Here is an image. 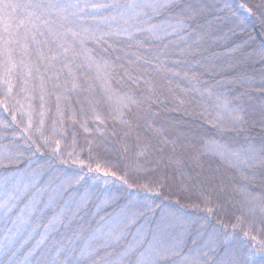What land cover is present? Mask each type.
Listing matches in <instances>:
<instances>
[{
  "label": "snow or ice",
  "instance_id": "6c2138e0",
  "mask_svg": "<svg viewBox=\"0 0 264 264\" xmlns=\"http://www.w3.org/2000/svg\"><path fill=\"white\" fill-rule=\"evenodd\" d=\"M0 264H264V0H0Z\"/></svg>",
  "mask_w": 264,
  "mask_h": 264
},
{
  "label": "trees",
  "instance_id": "16d2710c",
  "mask_svg": "<svg viewBox=\"0 0 264 264\" xmlns=\"http://www.w3.org/2000/svg\"><path fill=\"white\" fill-rule=\"evenodd\" d=\"M231 174H233V175L236 176V179H237L238 183H240V184L246 183L245 181H243V180L240 179L239 173L232 172ZM259 259H260V258L257 257L258 262H259Z\"/></svg>",
  "mask_w": 264,
  "mask_h": 264
}]
</instances>
